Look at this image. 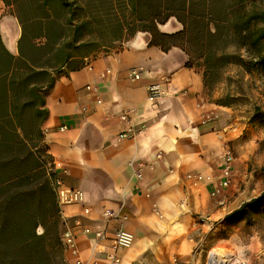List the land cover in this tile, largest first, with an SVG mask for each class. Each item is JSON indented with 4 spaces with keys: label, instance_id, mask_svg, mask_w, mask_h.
Listing matches in <instances>:
<instances>
[{
    "label": "crops",
    "instance_id": "obj_1",
    "mask_svg": "<svg viewBox=\"0 0 264 264\" xmlns=\"http://www.w3.org/2000/svg\"><path fill=\"white\" fill-rule=\"evenodd\" d=\"M9 11L0 0L1 41L18 56L22 29ZM165 26L159 27L162 33ZM150 41V34L140 32L118 49L88 57L77 71L63 69L54 74L56 81L47 92L42 130L54 172L65 186L85 195L84 204L61 210L70 226L80 221L77 253H65L66 264H109L106 254L122 223L113 219L106 224L105 210L128 216L122 226L135 236L132 248L119 251L122 264H173L174 258L187 264L197 259L195 231H211L244 204L233 206L231 187L211 196L220 185L225 146L242 135L241 118L207 92L203 73L187 67L184 51L163 52L149 46ZM133 69L140 70L139 81L131 80ZM151 85L161 90L154 103L148 100ZM124 114L130 125L122 121ZM130 126L139 131L137 136L121 138ZM188 175L203 180L195 186ZM85 228L91 234H83ZM65 229L62 223L61 234ZM100 231L106 239L97 249L95 234Z\"/></svg>",
    "mask_w": 264,
    "mask_h": 264
},
{
    "label": "trees",
    "instance_id": "obj_2",
    "mask_svg": "<svg viewBox=\"0 0 264 264\" xmlns=\"http://www.w3.org/2000/svg\"><path fill=\"white\" fill-rule=\"evenodd\" d=\"M2 1L18 20L22 35L18 56L6 50L0 37V264H66L53 186L58 175L42 130L48 117L46 95L56 81L54 74L77 71L85 59L98 56L91 50L97 40L85 36L96 29L104 0ZM259 1L124 0V20L112 22L113 28L118 24L130 33L123 40L148 33L149 46L184 51L187 67L197 69L204 62L209 90L214 71L231 57L219 54V42L236 38L255 49L253 59L264 70V10ZM172 18L182 30L162 33L159 26ZM250 209H264V192L225 221H239Z\"/></svg>",
    "mask_w": 264,
    "mask_h": 264
},
{
    "label": "rangeland",
    "instance_id": "obj_3",
    "mask_svg": "<svg viewBox=\"0 0 264 264\" xmlns=\"http://www.w3.org/2000/svg\"><path fill=\"white\" fill-rule=\"evenodd\" d=\"M257 5L264 10V0ZM124 7V0H104L98 9L99 23L85 36L97 40L98 44L91 47L97 55L106 54L111 48L118 49L121 47L118 40L129 37L130 33L119 29L118 24L113 28L112 21L124 20L121 14ZM165 25L162 29L165 33L182 30L174 18ZM217 44L219 54L224 52L231 57L223 67L214 71L213 87L207 92L218 96L220 104L232 107L244 125L240 139L231 145L237 158L235 166L240 164L239 178L229 186L233 206H237L264 192V70L253 59L257 51L244 47L236 38ZM260 44L264 47V40ZM193 48L196 45L193 44ZM197 70L204 73L205 63L199 62ZM193 238L197 259L187 264H210L216 254L220 259L228 260V264H264V209H250L243 219L234 223L217 221L211 231L200 227Z\"/></svg>",
    "mask_w": 264,
    "mask_h": 264
},
{
    "label": "built area",
    "instance_id": "obj_4",
    "mask_svg": "<svg viewBox=\"0 0 264 264\" xmlns=\"http://www.w3.org/2000/svg\"><path fill=\"white\" fill-rule=\"evenodd\" d=\"M89 69H91V66H87ZM130 77L132 81H139L141 79V72L140 70L133 69L131 70ZM89 91L94 90L93 87L87 86L86 88ZM161 96V90L158 85H151L148 87V100L150 102H156V100ZM100 102V101H99ZM122 121L128 125L131 124V118L124 114L121 117ZM67 129L66 126H62L61 130L65 131ZM139 131H137L133 126H130L127 131L123 132L120 137L124 139L134 138L137 136ZM236 153L233 149V147L230 144H227L224 148V154L223 158L220 164V185L218 189H215L213 192H211V196H216L220 193V191L225 190L229 188V186L232 183L233 174L235 170V163H236ZM52 170V169H51ZM54 171V169H53ZM137 177L140 178L141 174L140 172H137ZM188 179L193 180V183L195 186L198 185L203 180V176L201 175H188ZM54 190L56 192L57 201L59 204L60 209L62 210L65 206H71V205H82L85 203V195L80 190H75L68 188L65 186L63 180L60 177H57L54 182ZM84 213L89 214L90 209L84 208ZM62 216V215H61ZM103 218L106 222V224H109V222L113 219H117L121 221L123 224L125 221L128 220V216L122 215L121 212H115L111 210H105L103 212ZM62 221L66 227L63 235H62V243L65 249L66 253H77L76 248V240H77V230L80 227V221L76 220L74 223V227L70 226L68 222H65V220ZM118 228L115 233L114 237L112 239V246H111V252L106 254V258L109 264H122V259L119 256V251L130 249L132 248L134 242H135V236L130 231H128L124 226ZM81 232L85 235L91 234L90 228H85L81 230ZM95 243L94 246L97 249L101 248V244L106 239V232L100 231L95 234ZM77 264H98L97 262L92 263H83L78 262ZM173 264H183L179 259L174 258Z\"/></svg>",
    "mask_w": 264,
    "mask_h": 264
},
{
    "label": "bare ground",
    "instance_id": "obj_5",
    "mask_svg": "<svg viewBox=\"0 0 264 264\" xmlns=\"http://www.w3.org/2000/svg\"><path fill=\"white\" fill-rule=\"evenodd\" d=\"M228 261V260H227ZM227 261H224L223 259H220L219 256L216 254L211 259L210 264H228Z\"/></svg>",
    "mask_w": 264,
    "mask_h": 264
}]
</instances>
